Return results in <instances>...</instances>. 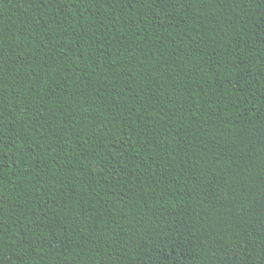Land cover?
<instances>
[{"label":"trees","instance_id":"obj_1","mask_svg":"<svg viewBox=\"0 0 264 264\" xmlns=\"http://www.w3.org/2000/svg\"><path fill=\"white\" fill-rule=\"evenodd\" d=\"M0 264H264V0H0Z\"/></svg>","mask_w":264,"mask_h":264}]
</instances>
